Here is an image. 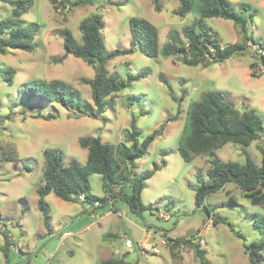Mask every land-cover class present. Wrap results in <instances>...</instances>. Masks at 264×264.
<instances>
[{
    "label": "rangeland",
    "instance_id": "374dc122",
    "mask_svg": "<svg viewBox=\"0 0 264 264\" xmlns=\"http://www.w3.org/2000/svg\"><path fill=\"white\" fill-rule=\"evenodd\" d=\"M16 1L0 0V22L12 17ZM230 1L248 18L250 36L264 43V0ZM158 5L159 11L154 0H69L65 6L60 0L56 4L33 0L22 22L33 33L34 49L0 52V264H6L5 234L11 242L9 264H101L112 257H123L130 264H250L244 244L263 238L255 218H264V208L253 205L230 182L206 197L205 204L213 208L211 217L204 204L197 205L196 187L202 183L199 173L204 181H210L212 158L245 163V148L261 165L264 134L248 146L228 142L212 155H197L191 162L182 157L179 143L191 104L210 90L223 91L235 107L255 110L264 121V75L260 76L262 65L252 56L253 51L264 54V50L253 39L244 55L208 66H188L177 55L150 57L138 47L131 54L117 56L106 66L109 74L123 78L145 70L148 74L107 97L106 111L100 118L76 115L60 103L30 99L25 94L26 84L59 78L71 83L94 106L91 86L82 79L93 78L96 67L72 54L64 57L62 31L70 29L81 41V20L100 13L105 20L102 32L107 48L127 49L131 45L130 18L140 16L159 27L162 48L169 41L170 30L181 31L199 19L197 8L186 16L176 14L179 0H158ZM205 22L222 45L243 41L234 21L213 17ZM253 70L258 76H251ZM9 75L11 82L5 79ZM50 113L56 117L45 119ZM133 115L142 130L141 140L164 125L148 152L132 166L135 177L155 170L145 180L141 195L152 208L135 214L119 197L111 196L108 205L98 207L80 199L68 202L50 193L46 197L50 214L47 225L38 206V188L45 183L44 151L57 148L63 152L66 165L73 159L85 165L88 150L79 139L128 142ZM103 183L102 175L93 174L91 193L105 196ZM121 187L116 184L113 189L118 192ZM219 215L227 218L244 239L226 223L214 224ZM200 230L205 242L195 243L206 251V263L189 244L174 241L195 238ZM127 239L132 246L126 245ZM171 246H175L173 250Z\"/></svg>",
    "mask_w": 264,
    "mask_h": 264
},
{
    "label": "trees",
    "instance_id": "16d2710c",
    "mask_svg": "<svg viewBox=\"0 0 264 264\" xmlns=\"http://www.w3.org/2000/svg\"><path fill=\"white\" fill-rule=\"evenodd\" d=\"M56 4L59 0H52ZM69 0H60L64 6ZM92 0H81L91 2ZM156 10H161L158 0H154ZM33 5V0H18L13 2L12 17L0 22V52L7 53L9 49H21L32 51L33 33L24 26L23 15ZM55 8H58L55 5ZM199 11V19L193 24L183 27L181 31L172 29L169 32V41L161 48L159 27L148 19L140 16L130 18L131 45L127 49L109 50L105 43L103 29L105 20L100 13H93L83 18L79 24L82 33L81 41H78L73 32L66 28L62 31L64 37V57L69 54L83 59L86 63L96 67L93 78H83L82 82L91 86L94 106L81 96L80 91L71 83L55 78L51 80L38 79L26 84L25 94L31 99L39 101L57 102L72 110L76 115L85 114L90 117L100 118L106 111L107 97L117 93L135 81L145 77L148 71L129 73L127 78L118 74H109L107 64L120 55L131 54L138 47L144 54L150 57H165L177 55L188 66L205 65L212 62L224 61L234 55H244L249 48V42L264 50V43L252 38L248 33V18L239 13L230 0H179V8L176 14L186 16L195 9ZM219 17L234 21L239 25L243 35L242 42L222 45L215 31L206 24V18ZM252 56L262 65L264 75V54L253 51ZM255 62L252 63V66ZM251 76H258L253 70ZM9 82L12 76H5ZM51 120L56 116L50 113L44 116ZM164 130V125L140 139L141 128L137 125V117L132 116L131 129L128 132V142L118 144L103 142L100 137H82L79 143L88 150V158L85 165L73 159L69 164L64 163V156L57 148H48L44 151L45 169L43 186L38 188V206L44 214L45 223L49 225L50 214L46 202V196L55 193L65 201L79 200L81 195L91 204L96 201L104 207L108 205L110 197L123 199L135 214H142L152 208L142 200V191L145 180L152 177L155 170L144 173L141 177H135L132 166L134 162L144 156L150 144ZM264 134V121L262 117L252 109L241 110L227 101L225 93L221 90H210L201 96V99L191 104L184 134L180 140L179 152L185 161L191 162L197 155L213 154L228 142L239 143L245 146L260 139ZM262 163L258 165L251 158L247 149H243L247 160L245 163L235 161H222L218 158L210 160L208 169L209 182L203 180L196 187V203L204 204L209 216L213 215V208L205 204L206 197L213 192L220 191L232 182L235 183L250 199L253 205L264 208V143L260 145ZM93 174H100L104 180L106 195L99 197L91 193L90 178ZM121 184V189L115 192L113 187ZM193 186L192 184H190ZM234 199V197H233ZM235 200V199H234ZM101 205V204H100ZM95 206V205H94ZM226 223L235 234L244 239V235L237 231L227 218L219 215L214 218V224ZM255 226L263 235L259 241L245 243V253L249 257L250 264H263L264 262V218L256 216ZM172 239V238H171ZM5 246L3 251L6 264H9V251L11 242L5 234ZM176 243H187L197 253L203 262H207L205 253L200 244L192 239H174ZM175 246H171L173 250ZM101 264H130L125 258L112 257Z\"/></svg>",
    "mask_w": 264,
    "mask_h": 264
},
{
    "label": "built area",
    "instance_id": "2783aa9c",
    "mask_svg": "<svg viewBox=\"0 0 264 264\" xmlns=\"http://www.w3.org/2000/svg\"><path fill=\"white\" fill-rule=\"evenodd\" d=\"M79 198H80V200H83V201L86 200V196H85L84 194L81 195ZM100 204H101L100 202L96 201L94 205L97 206V205H100ZM208 226H209V223L207 224L206 227H208ZM202 233H203V231L200 230V231L197 233L196 237H195V238H192V241H193V242H198V243H204L205 241H204V239L202 238ZM126 245H127L128 247H130V246L133 245V243H132V241H131L130 239H127V240H126Z\"/></svg>",
    "mask_w": 264,
    "mask_h": 264
},
{
    "label": "crops",
    "instance_id": "0c3cea01",
    "mask_svg": "<svg viewBox=\"0 0 264 264\" xmlns=\"http://www.w3.org/2000/svg\"><path fill=\"white\" fill-rule=\"evenodd\" d=\"M47 196H48V195H47ZM47 196H46V197H47ZM150 232H151V231H150ZM149 236H150V233L148 234V237H149Z\"/></svg>",
    "mask_w": 264,
    "mask_h": 264
},
{
    "label": "water",
    "instance_id": "95a60500",
    "mask_svg": "<svg viewBox=\"0 0 264 264\" xmlns=\"http://www.w3.org/2000/svg\"><path fill=\"white\" fill-rule=\"evenodd\" d=\"M244 110H245V108H244ZM244 110H243V111H244Z\"/></svg>",
    "mask_w": 264,
    "mask_h": 264
}]
</instances>
